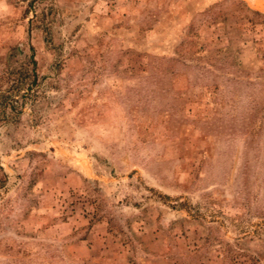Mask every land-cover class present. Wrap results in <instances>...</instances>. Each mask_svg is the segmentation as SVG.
I'll use <instances>...</instances> for the list:
<instances>
[{
    "label": "rangeland",
    "instance_id": "rangeland-1",
    "mask_svg": "<svg viewBox=\"0 0 264 264\" xmlns=\"http://www.w3.org/2000/svg\"><path fill=\"white\" fill-rule=\"evenodd\" d=\"M221 1L0 0V264H264V26L229 0L211 62Z\"/></svg>",
    "mask_w": 264,
    "mask_h": 264
},
{
    "label": "trees",
    "instance_id": "trees-1",
    "mask_svg": "<svg viewBox=\"0 0 264 264\" xmlns=\"http://www.w3.org/2000/svg\"><path fill=\"white\" fill-rule=\"evenodd\" d=\"M230 3L229 0H223L217 4H215L213 6V8L211 9V13H212V17H211V21L210 24L208 25L209 31H211L210 29L212 28L213 30L211 31V33L209 34V38H211L212 35V41L215 45V51H211L213 52L215 55L217 54L218 59L213 58V56H211V62H216L215 60H218L217 62H220L223 58V54L224 52H228L230 53V51L232 52L231 54L233 55L236 51V53H239V47H237L235 50L233 51V49L235 48V46L233 45L234 42L233 39H231V41L229 40V44H226L225 46L220 47V43L223 42L224 40V35L227 36H245L246 33H248V30H253V29H257L258 25H262L264 26V13H261L259 11H255L251 8H249L247 5L245 6V3H243V1L241 0H235L232 1V5L234 7H240L242 8L241 11H247V12H251L253 13L252 17L248 18V21L251 22L252 26L254 27L253 29H246L244 30V28H246V24L244 23H238V22H234V23H229L228 21V16H227V12L226 9L228 10L230 7L227 6V4ZM230 3V4H231ZM231 5V7H232ZM259 19V20H256ZM225 30V33L222 35L221 31ZM217 31V34L215 33ZM239 35H237V34ZM216 35V36H215ZM199 36V34H198ZM239 37V38H240ZM218 41H220L218 43ZM225 41V40H224ZM226 41H228V39H226ZM241 41V39H239L238 43ZM199 43V41H195V43ZM242 43L244 45H246V47H249L247 49H249V51L252 53L251 57H252V68L255 69L257 62H259V60L264 59V39L261 40H257V39H250V38H246L244 40H242ZM258 44V45H257ZM196 45V44H195ZM257 45V46H256ZM202 47H204L202 45ZM204 49H202L203 52ZM207 52V50L205 51ZM195 54H199V51H196ZM226 55V54H224ZM203 57H207V53L202 55ZM201 57V56H200ZM210 57V54H209ZM238 58V56H237ZM248 67V65H247ZM261 68V66L259 67ZM262 69V68H261ZM6 177L7 175L4 174L2 177H0V195L2 193V189L5 187V182H6Z\"/></svg>",
    "mask_w": 264,
    "mask_h": 264
}]
</instances>
